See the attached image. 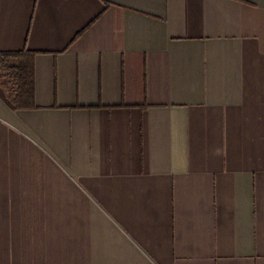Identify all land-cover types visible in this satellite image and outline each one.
I'll list each match as a JSON object with an SVG mask.
<instances>
[{
	"label": "crops",
	"instance_id": "1",
	"mask_svg": "<svg viewBox=\"0 0 264 264\" xmlns=\"http://www.w3.org/2000/svg\"><path fill=\"white\" fill-rule=\"evenodd\" d=\"M22 52L0 264H264V0H0Z\"/></svg>",
	"mask_w": 264,
	"mask_h": 264
},
{
	"label": "trees",
	"instance_id": "2",
	"mask_svg": "<svg viewBox=\"0 0 264 264\" xmlns=\"http://www.w3.org/2000/svg\"><path fill=\"white\" fill-rule=\"evenodd\" d=\"M31 57L33 56L29 52L0 55L1 75L7 79V83L13 82L16 85L19 102L33 96L34 73Z\"/></svg>",
	"mask_w": 264,
	"mask_h": 264
}]
</instances>
